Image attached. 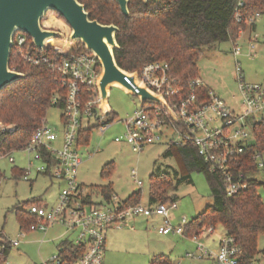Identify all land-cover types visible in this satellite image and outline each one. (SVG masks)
Returning a JSON list of instances; mask_svg holds the SVG:
<instances>
[{
	"label": "built area",
	"instance_id": "obj_1",
	"mask_svg": "<svg viewBox=\"0 0 264 264\" xmlns=\"http://www.w3.org/2000/svg\"><path fill=\"white\" fill-rule=\"evenodd\" d=\"M243 0H238L235 18L242 19L240 7ZM264 12H256L248 18V24L255 23ZM244 29H240L242 33ZM14 32L13 46L24 62L45 64L60 75L62 86L66 89L64 106L61 107V129L56 131L49 125L46 116L35 129L27 143L7 148L1 142V136L7 131H14V126L0 124V160L15 162L13 153L27 152L33 154L29 165L35 166L36 173H45L59 179L65 185L54 205L43 202H31L26 212L34 220L27 228L21 227L19 236L28 231L46 232L55 225H62L67 231L75 233L73 239L62 241L58 253L42 264H104L107 232L111 228H121L129 220L139 216L162 217L158 231L162 234L176 233L186 235L187 217L175 225L171 210L177 207L175 200L156 202L155 204L126 203L116 194L109 198L102 192V200L95 199L86 186L78 181V167L83 162L80 141L84 127L94 126L100 133H105L113 124L108 120V113L101 107V95L98 79L102 65L97 55L87 49L81 42L70 49L46 41L42 52L34 51L31 37L24 31ZM67 43V40H66ZM68 45V44H67ZM52 47L54 54H47ZM237 57L240 48L233 50ZM167 61L156 60L145 64L137 71L138 83L127 81L139 92V83H143L154 93L166 100L171 111L160 103L145 102L136 108L132 117L125 119L126 132L115 137L116 141L127 140L135 151H141L146 145L167 139L169 144L191 145L208 164L209 170L222 177L225 192L228 196L236 194L247 186L245 174L238 169L240 159L246 148L255 142L254 125L264 121V81H246L242 68L237 62V79L242 95L241 109L238 111L225 99L210 88L201 77L196 76L187 86L176 84V78L170 73ZM134 71H128L132 73ZM206 86L207 99L201 100L197 92L199 87ZM59 96L52 98L56 103ZM253 138V139H252ZM93 155V152H88ZM262 152H255L252 158L257 167L263 168ZM21 167V166H20ZM22 175L27 178L31 168L21 167ZM133 176L138 185L142 184ZM4 173L0 168V186ZM216 227L203 225L198 231L189 235L197 243L195 252H188L194 259H208L212 264H242L243 248L232 235L226 234L217 242L216 248H210L199 241L201 236H210ZM19 238L8 240L0 236V264L6 261V250L19 246Z\"/></svg>",
	"mask_w": 264,
	"mask_h": 264
},
{
	"label": "rangeland",
	"instance_id": "obj_2",
	"mask_svg": "<svg viewBox=\"0 0 264 264\" xmlns=\"http://www.w3.org/2000/svg\"><path fill=\"white\" fill-rule=\"evenodd\" d=\"M53 17L56 21L49 22ZM43 22L46 27L65 32L67 38H54L56 45L61 46L67 40V49H70L77 43L69 40L70 26L55 11L49 10ZM17 33L22 32L18 30ZM31 43L34 51L42 52L35 47L32 39ZM235 47L240 48L237 57L233 53ZM237 62L246 81H264V13L256 18L254 28L248 27L242 33L239 32L236 41L229 39L204 47L197 61L198 76L239 111L242 95L237 79ZM141 103L137 95L123 87H110L108 105L113 112L108 113L107 118L113 121V124L105 133H100L97 128L93 129L89 143L81 146L84 160L78 167V181L98 200H102L101 186L110 185L112 194H117L122 200H126L140 189L141 202L148 205L156 203L150 200L154 177H168L172 181L168 193L175 197L177 203V207L171 210L172 222L175 225L181 223L184 215L189 221L208 205L214 204L205 173L192 171L184 176L176 156L168 153L169 145L165 138L146 145L141 151H135L126 139L115 140L116 136L126 132L125 119L132 117ZM61 113V108L52 106L46 115L49 125L57 132L61 129ZM89 151L93 152V155L89 156ZM13 155V163L7 159L0 160V168L4 173L0 186V236L8 240L19 238L21 244L11 247L3 264H42L58 253V242L52 240H71L75 233L67 231L65 226L55 225L46 232L28 231L21 237L18 214L22 210L26 211L33 200L48 205L56 204L65 184L49 174L36 173L34 169L39 162L36 161L33 166L29 165L33 154L16 151ZM259 159L264 161V151ZM109 162L113 164L112 170L102 175L104 165ZM16 165L31 168L32 171L26 178L14 172ZM133 170H136L137 179L142 181L141 185L137 184ZM251 176L264 182V167ZM258 193L264 201L263 185L258 187ZM160 224L161 216H139L129 220L121 228L109 229L104 264H212L205 258L189 257L188 252H195L197 243L187 235L159 233ZM224 232V228L217 225L210 236H201L199 241L210 248H216ZM258 247L260 250L264 249V234L258 239ZM256 259L258 264H264L261 254H258Z\"/></svg>",
	"mask_w": 264,
	"mask_h": 264
},
{
	"label": "trees",
	"instance_id": "obj_3",
	"mask_svg": "<svg viewBox=\"0 0 264 264\" xmlns=\"http://www.w3.org/2000/svg\"><path fill=\"white\" fill-rule=\"evenodd\" d=\"M79 1L85 4L92 19L119 26L120 30L116 33L119 47L114 49V54L121 68L134 71L151 61H167L176 84L181 86H187L190 80L198 76L197 61L204 47L229 39L236 41L240 29L254 28L255 23L248 24V18L256 12H264V0H243L241 20L235 18L238 0H129L130 15L127 16L121 11L117 0ZM54 21L56 19L53 17L49 22ZM53 40L49 39L51 42ZM61 46H67L66 40ZM54 51L52 47L46 49L50 55ZM9 64L12 69L25 74L0 90V121L15 127L14 131L2 134L1 142L7 148H16L28 142L52 106H64L66 89L55 70L45 64L24 62L15 46L11 49ZM207 90L206 86L198 88L201 100L208 98ZM56 94L59 100L52 103ZM93 129L91 125L83 128L80 137L83 144L89 143ZM253 131L255 142L246 148L237 166L244 172L247 186L230 196L225 192L221 175L209 170V164L199 156L196 148L168 143V153L176 156L184 176L192 171L205 173L214 198L213 205H208L190 219L186 235L195 233L203 225H221L225 233L234 236L243 248L242 264H258L256 256L261 254L264 257V249L258 247V239L264 234V201L258 187L264 186V182L251 176L259 171L252 155L264 151V121L256 122ZM112 168L111 162L106 163L102 175L108 174ZM171 185L168 177H154L150 200H175L168 193ZM100 191L108 198L112 195L110 185L101 186ZM125 202H141L140 189ZM18 217L22 228H27L34 220L25 210L20 211Z\"/></svg>",
	"mask_w": 264,
	"mask_h": 264
},
{
	"label": "water",
	"instance_id": "obj_4",
	"mask_svg": "<svg viewBox=\"0 0 264 264\" xmlns=\"http://www.w3.org/2000/svg\"><path fill=\"white\" fill-rule=\"evenodd\" d=\"M117 2L121 11L129 16V0ZM49 10L55 11L70 26L69 40L81 42L97 55L102 65L97 84L101 95V107L105 111H112L108 105L110 87L119 85L137 95L142 101L163 104L173 114L166 100L143 83H139V92L131 87L126 77L138 83L137 71L129 73L121 68L114 54V49L119 47L116 39L119 26L92 19L85 4L79 0H0V90L25 76L23 72L12 69L9 64L16 30L26 32L38 49H43L49 39L66 37L64 31L43 25V18Z\"/></svg>",
	"mask_w": 264,
	"mask_h": 264
},
{
	"label": "crops",
	"instance_id": "obj_5",
	"mask_svg": "<svg viewBox=\"0 0 264 264\" xmlns=\"http://www.w3.org/2000/svg\"><path fill=\"white\" fill-rule=\"evenodd\" d=\"M52 44L56 45V43H55L54 40L52 41ZM14 172L17 173V174H19V175H22V168H21L20 166H17V165H16V166H15V169H14ZM101 192H102V191H100V193H101ZM112 193H113V192H112ZM116 195H117V194H116ZM92 196H93V193H92ZM136 218H137V217H136ZM136 218H134V219H136ZM134 219H132V220H134ZM52 241H53V242H56V241H57V242H58V243H57L58 249H60V245H61V243H62L63 240H62V239H61V240H57V239H56V240H52ZM20 244H21V243H20ZM10 249H11V248H9V251H8L7 255L9 254ZM6 257H7V256H6Z\"/></svg>",
	"mask_w": 264,
	"mask_h": 264
}]
</instances>
